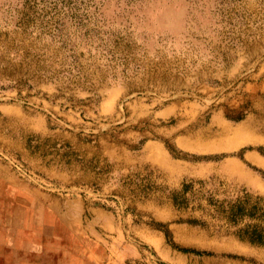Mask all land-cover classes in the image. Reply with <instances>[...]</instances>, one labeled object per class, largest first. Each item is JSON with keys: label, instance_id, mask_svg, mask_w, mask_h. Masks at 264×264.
<instances>
[{"label": "rangeland", "instance_id": "1", "mask_svg": "<svg viewBox=\"0 0 264 264\" xmlns=\"http://www.w3.org/2000/svg\"><path fill=\"white\" fill-rule=\"evenodd\" d=\"M258 96L264 0H0V160L61 200L78 264H264Z\"/></svg>", "mask_w": 264, "mask_h": 264}, {"label": "bare ground", "instance_id": "2", "mask_svg": "<svg viewBox=\"0 0 264 264\" xmlns=\"http://www.w3.org/2000/svg\"><path fill=\"white\" fill-rule=\"evenodd\" d=\"M242 43L247 44V40L242 41ZM207 65L208 63L205 62L203 68H206ZM258 98L260 101L259 104H263V97L258 96ZM0 123L11 127L10 134L14 133V135H16L17 132L20 131V129H18L20 127V121L18 120L9 124ZM2 131L1 129V132ZM7 146L10 148L13 147L16 151L20 149L17 140L8 142ZM17 153H20V151L18 150ZM23 156L33 168L37 170L44 169L51 174L58 175L63 181L71 180L73 182H78L89 181L91 179L86 171H82V161H71L61 155H45L44 158L37 157V159H31L26 153H24ZM0 193V245L2 246V248H0V260L3 262L7 264H20V254L14 250V248L18 249V251L20 250V224L26 226L27 229H25V234L33 238L28 242H21L22 247L25 248L39 249L41 246L42 248L53 249L55 244H52V238H67L70 244V241H73V244L77 240L71 229L75 227V225L67 220V217L64 216L65 213L59 207H57L58 211H50L43 207L44 204L39 205L33 199L29 200L30 197L37 195L32 196L31 191L21 186L20 188L6 187L4 182H0ZM12 200H14V203ZM7 224H9V226ZM37 234L40 236L37 237L36 240ZM46 236L50 237V243L46 241L38 244L36 243V241H40V239ZM6 244L14 246V248L10 251H5L3 247ZM59 246H62L60 250H65V244Z\"/></svg>", "mask_w": 264, "mask_h": 264}, {"label": "crops", "instance_id": "3", "mask_svg": "<svg viewBox=\"0 0 264 264\" xmlns=\"http://www.w3.org/2000/svg\"><path fill=\"white\" fill-rule=\"evenodd\" d=\"M19 157L24 158L23 154L18 155ZM44 172L49 176L50 178L55 176L54 174H51L50 172H47L44 170ZM0 182L6 185V187H12V188H20L23 187L29 191H31V195H37L30 197L29 200L33 199L37 204L41 205L44 204L43 207H45L48 210H54L58 211L57 207L61 209V200L55 197V195H52L50 190L47 192L46 190L43 191L38 188V190L34 189L30 186V183L26 182L25 178L20 175V171L17 169V166L13 167L10 165V163L7 160L1 159L0 160ZM63 182V184L70 183L69 181H60ZM27 186V188H26ZM1 194V193H0ZM14 203V200H12ZM62 210V209H61ZM65 214L64 216L67 217V220H69L71 223H73V219L71 217V214L68 213L66 210H62ZM1 225V224H0ZM9 226V224H7ZM71 225V224H70ZM26 226L24 224H20V250L14 248V246H9L6 244L3 247V250L10 251L12 248L20 254V264H78L79 259L82 257V241L80 238V233L77 230V227H72L73 234H75L76 241L72 244L73 241H70L69 243L68 239L66 238H52L51 242L52 244H55L53 249L48 248H42L40 246L39 249H32V248H25L22 247L21 242H28L29 240L33 239L32 236L25 234ZM83 227L81 226L80 230H82ZM40 235H36L37 237ZM13 238V235H12ZM50 237L46 236L43 239H40V241H36V243H42L44 241L50 243ZM61 244H65L64 251L60 250L62 246H59ZM0 248L2 246L0 245ZM53 256V257H52ZM24 261V262H23ZM26 261V262H25ZM0 264H7L0 260Z\"/></svg>", "mask_w": 264, "mask_h": 264}]
</instances>
